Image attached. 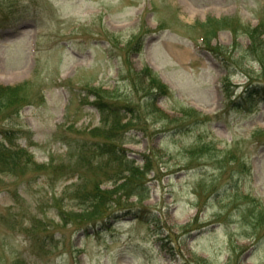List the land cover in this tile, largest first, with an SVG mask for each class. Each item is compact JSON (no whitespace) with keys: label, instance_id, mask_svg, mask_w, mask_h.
I'll list each match as a JSON object with an SVG mask.
<instances>
[{"label":"rangeland","instance_id":"rangeland-1","mask_svg":"<svg viewBox=\"0 0 264 264\" xmlns=\"http://www.w3.org/2000/svg\"><path fill=\"white\" fill-rule=\"evenodd\" d=\"M209 17L231 23L213 33L218 56L203 41ZM262 17L264 0H0V87L27 85L19 112L18 98L0 103V137L35 163L0 167V264H264V97L234 104L264 84L237 56ZM97 98L126 116L127 157L154 167L148 197L128 195L149 216L86 229L69 191L113 183L98 158L69 166L67 143L99 140L89 132L110 116Z\"/></svg>","mask_w":264,"mask_h":264},{"label":"trees","instance_id":"trees-1","mask_svg":"<svg viewBox=\"0 0 264 264\" xmlns=\"http://www.w3.org/2000/svg\"><path fill=\"white\" fill-rule=\"evenodd\" d=\"M257 26H255V32L253 28H248V36L250 38L249 44L244 53L238 54L239 58H243L245 55L251 56L257 69L264 73V44L262 38H264V17L261 18ZM211 23V24H210ZM231 26L229 18H208L201 23V28L205 31V42L207 46H210V42L214 37L217 28ZM214 31V32H213ZM236 43V42H234ZM259 49H254V48ZM221 48V47H220ZM223 49V48H222ZM215 55H219L223 52L217 48H210ZM227 49H224V51ZM225 54V53H224ZM240 62L236 59L233 63L237 64ZM243 72L247 79L251 78L250 71L243 69ZM264 75V74H263ZM153 82L156 85L153 86L155 92L165 93L167 91L166 85L162 83L154 74H151ZM250 81V80H248ZM254 81L248 84L246 89V96L242 100L234 103L239 108L247 110L256 108L261 102L262 97L259 96L262 93L264 97V84ZM26 88L25 84L6 85L0 87V103L10 101L12 98L17 99L19 105L14 107V113L19 112V106L26 100ZM149 102L153 100V95L149 96ZM97 107L102 116V120H106V116H110L108 122H105V127H97L93 131L89 132V135L93 139L98 140L94 143L80 140L76 145L68 143L70 146V157L69 166L75 165V168L85 167L86 169L92 165V162L98 158L94 167L97 170H103V174L108 175V179L112 181L113 185L109 188H101L100 182L92 183L90 188H86V181L82 180L80 183L74 184L71 189L70 195L74 199L75 209H71L68 214L71 221H76L79 226H91L99 223H105L110 219H119L133 215L134 218L142 216H149L148 213H144L145 207L143 204H135L129 202L128 195H135L140 201L148 197V177L147 175L151 172L153 166V160L149 156H144L141 163H137L135 160L130 159L124 153L120 139L124 136L125 132L119 125V119L126 117L121 113L116 105L108 106L103 100L97 98ZM119 109V110H118ZM111 122L110 126L107 123ZM122 127L125 125L121 123ZM120 137V139H119ZM7 138L5 134L0 137V167L3 169L10 170L11 172L16 171V164L19 161L24 160L25 165L35 164L32 162L31 154L24 149L10 150L4 143L3 139ZM117 140H119L117 142ZM10 141V140H9ZM11 142V141H10ZM88 148H92V158L85 156V151ZM76 157L74 160L72 158ZM66 163V162H64ZM42 168L43 165H36ZM64 167V164L61 165ZM110 172V173H109ZM79 209V210H77ZM63 212V211H62ZM145 214V215H143ZM66 217V213L62 215V218ZM82 217V218H81Z\"/></svg>","mask_w":264,"mask_h":264}]
</instances>
